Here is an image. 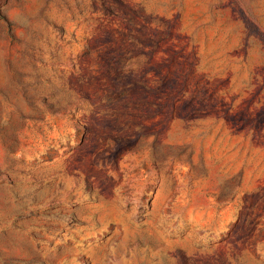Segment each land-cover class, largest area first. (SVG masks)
<instances>
[{
    "label": "rangeland",
    "instance_id": "obj_1",
    "mask_svg": "<svg viewBox=\"0 0 264 264\" xmlns=\"http://www.w3.org/2000/svg\"><path fill=\"white\" fill-rule=\"evenodd\" d=\"M0 264H264V0H0Z\"/></svg>",
    "mask_w": 264,
    "mask_h": 264
}]
</instances>
